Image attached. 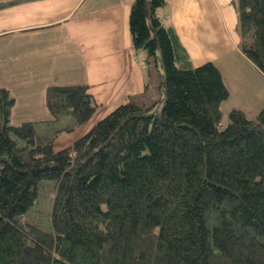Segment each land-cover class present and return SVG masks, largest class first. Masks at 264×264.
<instances>
[{"label":"trees","instance_id":"obj_1","mask_svg":"<svg viewBox=\"0 0 264 264\" xmlns=\"http://www.w3.org/2000/svg\"><path fill=\"white\" fill-rule=\"evenodd\" d=\"M233 2L241 50L264 72V0ZM165 3L134 0L129 18L155 89L148 78L68 146L55 140L98 109L88 85L49 86L51 117L21 123L0 85V264H264V106L220 128L221 69L194 66Z\"/></svg>","mask_w":264,"mask_h":264},{"label":"crops","instance_id":"obj_2","mask_svg":"<svg viewBox=\"0 0 264 264\" xmlns=\"http://www.w3.org/2000/svg\"><path fill=\"white\" fill-rule=\"evenodd\" d=\"M0 1H14L0 8V85L16 97L12 117L27 115L26 107L48 114L47 88L56 84H86L98 103L89 121L59 135L56 149L145 90L146 58L135 51L129 24L134 0ZM159 13L175 27L193 64L241 49L233 0H166Z\"/></svg>","mask_w":264,"mask_h":264},{"label":"rangeland","instance_id":"obj_3","mask_svg":"<svg viewBox=\"0 0 264 264\" xmlns=\"http://www.w3.org/2000/svg\"><path fill=\"white\" fill-rule=\"evenodd\" d=\"M162 6H159L156 9V12L164 20V22L165 21L167 22V19L161 16L159 13V9ZM240 51H238L237 49H230L225 53L221 54L220 56H218L220 58L215 62L220 67L224 82L230 91L229 96L221 103L220 106L223 114L220 128H224L226 124L229 122V113L231 109L233 108L243 109L246 111L249 117L254 118L257 116V113L264 106V73L257 67V65H255L248 57H246ZM141 56L146 58V66H147L148 65L147 51L141 49ZM193 58L195 63L201 61L200 53L197 51V48L193 50ZM153 59L154 61L152 60L151 65H153V69L155 70V72L152 69H150L148 65V69L150 70V73L149 72L147 73L149 74L150 81L152 82V85L154 86L155 89L156 84L159 83V78L157 77L159 75H158V69L155 65V58ZM197 65L198 64H194V66ZM62 85H71V84H62ZM159 94L160 92L158 91L156 95ZM25 112L27 113V115L25 116H18V112H17L16 115L12 117V121L19 123L23 120H39V119L46 120L51 117L50 111L48 112V114H43V113L35 114L34 112H38V109H32L26 107ZM15 118H19V119L15 120ZM64 123H68V120H66ZM60 125H62V121H57L50 124L51 132L53 133L54 128L59 127ZM41 126L47 128L44 122L38 123V127L40 128ZM20 143L23 144L24 140L20 139ZM56 145L57 146L59 145L57 139H56ZM43 189H41L40 201L36 207L37 212H33V215L43 214L39 211L46 208V205L48 204L46 203V201L49 200L47 198H45L46 201L44 200L45 190Z\"/></svg>","mask_w":264,"mask_h":264}]
</instances>
